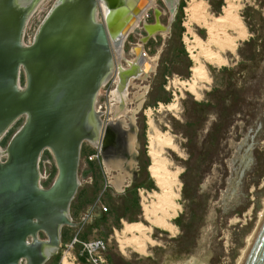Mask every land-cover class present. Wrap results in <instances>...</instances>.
<instances>
[{"label":"rangeland","instance_id":"1","mask_svg":"<svg viewBox=\"0 0 264 264\" xmlns=\"http://www.w3.org/2000/svg\"><path fill=\"white\" fill-rule=\"evenodd\" d=\"M55 1L45 0L34 12L25 39L33 35ZM186 1H178L174 18L169 22L167 5L156 0V8L163 13L159 15V23L170 29L168 32L155 29L153 36L143 43L140 39L147 35L143 21L156 23L154 8L148 10L140 25L128 35L119 62L127 68L125 60L133 62L139 54L135 48L141 49L144 55L141 69L147 73L134 79L123 94L115 90L113 74L96 98L95 109L104 125L109 124L107 141L117 139L121 133L115 119L124 123L125 130H133L135 165L131 180L126 181L127 187L122 190L117 191L111 185L104 190L105 184L118 175L116 170L108 173L104 164L114 153L88 163L86 157L98 149L84 142L78 166L80 185L70 205V217L76 225L62 228L60 250L44 264H61L63 256L71 264H94L81 254L76 242L89 239L105 242L103 264H236L264 200V0H235L247 35L238 42L235 53L227 52L225 65H206L211 83L199 98L178 84L179 80L189 79L192 65L182 40ZM205 1L213 15L221 13L224 0ZM196 27L192 25L204 38V30ZM113 93L117 102L124 101L123 105L112 101ZM138 95L142 96L140 107ZM172 102L175 106L168 107ZM148 116L158 129L169 130L177 146V152L165 149L164 154L170 169L178 171L181 184V212L174 220L178 231L170 237L167 232L154 229L153 237L160 245L149 247L145 256L127 248L125 256L118 249L114 233L121 230L122 221L141 220L139 190L151 191L147 188L151 183L145 136ZM23 120L21 117L13 123L0 140L2 149ZM128 164L123 165L125 172L130 171L125 166ZM39 170L40 184L49 186L57 172L49 150L42 152ZM134 185L139 186L135 190V204Z\"/></svg>","mask_w":264,"mask_h":264},{"label":"water","instance_id":"2","mask_svg":"<svg viewBox=\"0 0 264 264\" xmlns=\"http://www.w3.org/2000/svg\"><path fill=\"white\" fill-rule=\"evenodd\" d=\"M40 1L0 0V140L24 118L5 148L0 146V264H44L59 252L62 228L76 225L70 205L80 185L82 144L97 147L103 131L96 98L123 57L126 35L153 4L56 0L25 45L24 32ZM178 1L165 0L170 22ZM153 10L157 18L160 10ZM154 23H143V43ZM127 70H120L121 79L134 71ZM44 150L57 169L47 187L40 184ZM242 264H264V217Z\"/></svg>","mask_w":264,"mask_h":264},{"label":"bare ground","instance_id":"3","mask_svg":"<svg viewBox=\"0 0 264 264\" xmlns=\"http://www.w3.org/2000/svg\"><path fill=\"white\" fill-rule=\"evenodd\" d=\"M44 1L45 0H41L34 7V9L38 10V8L44 3ZM163 1L166 4L165 0ZM208 7L209 5L205 0H187L186 6L184 7L186 20L183 22V26L186 28V30L182 40L185 45V49L188 52V56L192 60V65L189 70V79L186 81L179 80L178 84L181 86L182 90L188 91L189 93L194 95L195 98H199L201 95V91L207 89V86L211 83V77L206 65H225L227 62V52L235 53L234 51L237 48L238 42L244 40L247 35L246 25L243 22L239 13L240 6L236 4L235 0H224V7L222 8L221 13H219L218 15H213L209 11ZM153 8H156V0H153V4L144 10V12L137 20L136 24L128 32L123 41V46L128 35L140 25L148 10ZM161 14L163 13L160 12V15ZM155 19L156 23L152 26L147 27L150 37L153 36V31L155 29V31L160 30L168 32V26L164 27L159 23V14ZM192 25H195L198 28L204 30L205 37L201 38L192 28ZM135 49L137 50L136 52L139 51V54L137 53V58L133 62L131 60H125L127 68H123L121 65H119V62L123 57L120 60L116 61V68L114 72L115 78H113L117 90L120 94L124 91L125 88H127L129 84H132L134 79H138L142 74L146 72V70L144 72V70L142 71L141 69V55H143L140 53L141 49ZM148 67L149 66L146 64V68ZM121 69L125 71L124 73L128 71L127 69H134V71L133 73L128 74L125 80L124 78L121 79V76L119 74ZM122 80H124V84L121 86ZM175 81L177 82V80ZM113 94L114 96L112 95V101H116V93ZM138 97L140 107L142 102V96L138 95ZM120 103L116 101L117 105ZM123 103L124 101L121 104L123 105ZM172 105L175 106L173 102L169 103L167 106L171 107ZM112 106L114 107V105H111V107ZM123 111H125V109ZM154 123L155 121L153 122L152 118L148 116L146 121L148 130H146L147 133L145 136L148 140V145L146 146V154L149 158L151 165L148 168V175L153 181L156 190L147 191L140 189L139 196L141 198V220L139 222L133 223L122 221L121 230L115 231V240L118 244V249L122 255L126 254V251H128L126 250L127 248H130L133 253L135 252L145 256L147 255V250L149 249V247L160 245L158 244L159 242L153 237V234L155 232L154 229L165 231L170 237H174L177 230L174 220L178 217L179 213L181 212L179 196L181 184L178 179V171L173 172L170 169V162L164 154L165 149H170L174 152H177V146L175 144L173 135L168 132L169 130L162 131L158 129V127H156ZM107 128H109V124ZM134 142V138H131L132 148L134 146ZM105 168L108 173L114 172L115 170L118 172V175L116 177L111 178L110 181L111 185L117 191L122 190L123 187L126 186V183L129 182L132 178V175L129 172H124L121 165L117 162L114 163L112 160L110 161L107 159L105 161ZM263 217L264 200L262 203V208L258 213L255 227L253 228L251 233L245 238V246L239 252L240 254L236 260V264H242ZM160 237L162 236L160 235ZM61 264L71 263L69 262L67 257L63 256L61 259Z\"/></svg>","mask_w":264,"mask_h":264},{"label":"flooded vegetation","instance_id":"4","mask_svg":"<svg viewBox=\"0 0 264 264\" xmlns=\"http://www.w3.org/2000/svg\"><path fill=\"white\" fill-rule=\"evenodd\" d=\"M144 22H146V21H144ZM128 86H130V84ZM115 90L117 91V87H115ZM125 90H126V88L124 89L123 93L125 92ZM123 93H121V94H123ZM111 122H113V121H111ZM115 123L116 124H120L119 127L122 128L125 131V133H123L121 131V133L117 136V139L112 138V141H110V140L107 141L106 140V134L109 133V131H108L109 129L107 128L108 124L105 126L104 123H103V129L104 130L102 131V137L99 140V143L97 145V149H98V152H99V160H100V157L101 158L105 157V155L107 153H114V155H112L111 158H109L108 160H110V161L112 160L114 163L117 162L118 164H120L122 169H123V171H124L123 165L127 164L129 162V164H128L129 168L128 169L130 170L129 173L131 174V172L134 169V165H135V163H134L135 152L132 150V146H131V138H132V134H133L132 131L133 130H125V128L123 127L124 123L121 120H119V119L118 120H114V124ZM118 153L119 154L120 153L124 154L123 157L118 158L117 156L121 155V154L119 155ZM115 160H117V161H115ZM105 161L106 160H104V164H105ZM128 165H125L126 168L128 167ZM130 166H133V167L131 168ZM108 184L111 185L110 181H108ZM126 187H127V185H126Z\"/></svg>","mask_w":264,"mask_h":264},{"label":"built area","instance_id":"5","mask_svg":"<svg viewBox=\"0 0 264 264\" xmlns=\"http://www.w3.org/2000/svg\"><path fill=\"white\" fill-rule=\"evenodd\" d=\"M46 14H47V12H46ZM41 21H40V23H41ZM39 24H38V26H39ZM38 26H37V28H38ZM37 28L35 29L33 35L31 37H27L26 39H25V32H24L23 42L25 45H29L32 43ZM86 159H87L88 163L92 162L93 160L99 161V152L98 151L96 153L92 152V154L88 155L86 157ZM107 186H109L108 182H107V184H105L104 190L107 188ZM102 208L104 211L107 210L106 207H102ZM86 216H88V215H86ZM76 242L79 243V245H80L81 254L85 255L89 262H92L94 264H103L105 262V257H104L103 253L106 250V244L102 239H89V240H85V241H78L77 240Z\"/></svg>","mask_w":264,"mask_h":264},{"label":"trees","instance_id":"6","mask_svg":"<svg viewBox=\"0 0 264 264\" xmlns=\"http://www.w3.org/2000/svg\"><path fill=\"white\" fill-rule=\"evenodd\" d=\"M183 3H181L180 4V8L182 9L183 8ZM181 52H183L184 54H185V51H184V49H183V47L181 48ZM190 66H191V64L189 65V69H190ZM91 163V162H90ZM149 163V162H148ZM148 163L146 162L145 163V165H148ZM149 165H150V163H149ZM149 165L147 166V168L149 167ZM154 186V184H153V181L151 180V183H150V185H148L147 186V188H149V189H151V191H153L152 189L154 188L153 187ZM139 187V186H138ZM136 185H134V187H133V195H134V197H135V190H136V188H138ZM155 190V189H154ZM129 191V190H128ZM132 202L135 204V203H137V199H136V197L132 200Z\"/></svg>","mask_w":264,"mask_h":264}]
</instances>
